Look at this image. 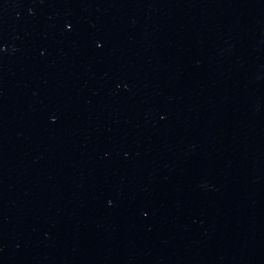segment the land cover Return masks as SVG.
<instances>
[{
  "label": "water",
  "instance_id": "water-1",
  "mask_svg": "<svg viewBox=\"0 0 264 264\" xmlns=\"http://www.w3.org/2000/svg\"><path fill=\"white\" fill-rule=\"evenodd\" d=\"M0 264H264V0H0Z\"/></svg>",
  "mask_w": 264,
  "mask_h": 264
}]
</instances>
